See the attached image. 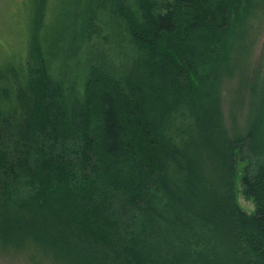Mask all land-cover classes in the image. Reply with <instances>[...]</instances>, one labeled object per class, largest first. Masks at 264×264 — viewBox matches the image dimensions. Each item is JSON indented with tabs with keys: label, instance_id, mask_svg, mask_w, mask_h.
Here are the masks:
<instances>
[{
	"label": "trees",
	"instance_id": "obj_1",
	"mask_svg": "<svg viewBox=\"0 0 264 264\" xmlns=\"http://www.w3.org/2000/svg\"><path fill=\"white\" fill-rule=\"evenodd\" d=\"M262 1L31 0L0 39L1 256L264 264Z\"/></svg>",
	"mask_w": 264,
	"mask_h": 264
},
{
	"label": "rangeland",
	"instance_id": "obj_2",
	"mask_svg": "<svg viewBox=\"0 0 264 264\" xmlns=\"http://www.w3.org/2000/svg\"><path fill=\"white\" fill-rule=\"evenodd\" d=\"M31 0H0V39L5 42V37L7 34L10 36H16V24L21 19L22 15L28 17L32 12L30 3ZM260 7L264 8V0L260 3ZM30 10V12H29ZM21 16V17H20ZM256 20L254 21L253 28L249 30L248 37L251 44H253L254 51L251 54L250 58L253 62V78L255 81L258 77L261 79L264 76V13L257 12ZM23 23L24 20H21ZM26 23L29 24V21L26 19ZM18 28V27H17ZM254 30V32H252ZM256 30V33H255ZM254 34L255 39L253 38ZM5 36V37H4ZM4 37V38H3ZM252 47V48H253ZM253 55V56H252ZM256 75V76H255ZM232 107V103H226L225 111L229 115ZM231 115V114H230ZM244 165V163L242 164ZM238 192L237 200L241 207L248 213H253L255 211L256 205L250 197H248L241 183V179H238ZM1 256V254H0ZM0 257V264H20V260L17 257Z\"/></svg>",
	"mask_w": 264,
	"mask_h": 264
}]
</instances>
